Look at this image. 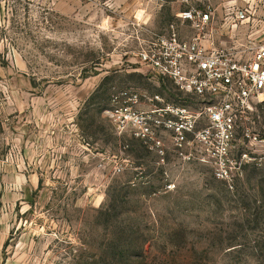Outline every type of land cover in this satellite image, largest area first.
<instances>
[{"label":"rangeland","instance_id":"374dc122","mask_svg":"<svg viewBox=\"0 0 264 264\" xmlns=\"http://www.w3.org/2000/svg\"><path fill=\"white\" fill-rule=\"evenodd\" d=\"M206 6L215 46L249 57L264 0H0V264H264V146L222 180L104 115L124 89L199 108L136 54ZM253 119L264 138V103Z\"/></svg>","mask_w":264,"mask_h":264},{"label":"built area","instance_id":"2783aa9c","mask_svg":"<svg viewBox=\"0 0 264 264\" xmlns=\"http://www.w3.org/2000/svg\"><path fill=\"white\" fill-rule=\"evenodd\" d=\"M231 11L223 21L226 28L246 18V9ZM179 19L195 31L189 38H180L171 24L166 34L150 36L136 56L151 80L169 81L199 108L191 110L185 100L170 103L159 95L124 89L112 95L104 115L119 134L129 132L151 149L161 148L158 135L168 134L176 155L192 158L204 153L212 160L215 177L229 180L232 170L264 146L253 119L257 106L264 103V38L246 57L235 47L215 46L209 6L190 7ZM141 97L147 108L141 106Z\"/></svg>","mask_w":264,"mask_h":264},{"label":"crops","instance_id":"0c3cea01","mask_svg":"<svg viewBox=\"0 0 264 264\" xmlns=\"http://www.w3.org/2000/svg\"><path fill=\"white\" fill-rule=\"evenodd\" d=\"M142 107H143V108H147V107H148V105H147V104H146V105L144 104V105H142Z\"/></svg>","mask_w":264,"mask_h":264}]
</instances>
